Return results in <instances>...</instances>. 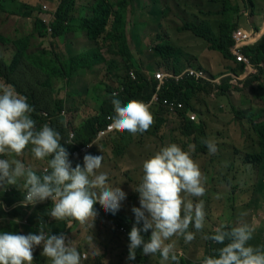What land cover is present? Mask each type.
<instances>
[{"label": "rangeland", "instance_id": "rangeland-1", "mask_svg": "<svg viewBox=\"0 0 264 264\" xmlns=\"http://www.w3.org/2000/svg\"><path fill=\"white\" fill-rule=\"evenodd\" d=\"M18 1L21 2V5L26 4L30 8L32 7V14L29 16L27 11L29 9L24 6V11L21 13L23 15L7 16L4 14L0 16V34L7 39V44H2L1 49L4 58L10 62L17 52L16 43L20 44L28 38L31 39L30 34L32 33V46H30L32 47L30 49L32 50V62L36 63L37 60L41 59L47 62L52 69H56L57 72L52 77L51 86L36 88L37 90L32 86L38 102L44 107L43 111L31 115V118L36 122L37 130L47 124L43 115L57 114L55 108L52 107L53 100H64V117L68 128L71 133L72 131L78 132L89 117L99 113L103 100H108L110 95L117 91V85L122 83L127 72L129 70L133 72V69L139 66L140 62H142L144 72L148 73V76L156 70L172 69L178 71L177 69L180 70L181 67L184 68L185 66L201 67L215 77L226 72L240 74L242 70L241 66L234 62L224 63L219 53L209 51L208 46L203 41L181 29L183 23L197 22L200 18L208 21L216 30L218 24L225 18L220 14L224 0H166L169 2V11L166 16H162L161 11H159L160 7H158L157 14L151 13V8L155 4L154 0H133L132 10L129 9L127 14L125 48L117 42L108 46L101 44L100 48L103 50L94 56L96 43L92 42L91 46L88 44L77 45L78 41L74 32L67 33L66 36L59 39H53L47 30L42 33V30L37 28L36 22L41 16L42 5L45 4L42 11L45 14H50V7L56 8L55 6L61 0ZM79 1L76 0L73 12L74 20L71 24L73 26L71 30L75 31L79 27L82 9L88 13V16L92 15L90 7L96 0H83L84 6L77 4ZM229 3L231 8L236 7L238 10L231 15L230 22H237V28L250 30L253 25H256L258 26L257 30H260L264 24L263 3L259 4L253 12L245 0H229ZM157 37L161 41L167 39L178 50L167 62L162 61L153 51L158 43ZM80 62H82L81 65H78ZM83 64L85 66L82 67ZM230 86L223 95H219V92L212 96L213 91L206 90V88L202 89V86L194 94L193 111L196 120L200 119L204 123L205 139L213 141L217 146L218 150L214 154L209 153L207 147H203L201 141L204 137H198L199 142L192 145L190 141H186L180 136L175 129L179 125V120H176L175 116L164 112L165 123L162 127H157L156 112L159 111L158 107L150 108L154 116V123L146 132L133 135L127 131L115 130L95 144L90 154L93 156L103 155L104 157L98 172H106L109 185L118 186L126 193V199L121 202V212L124 216L132 219L134 216L132 208L140 207L139 193L135 189L142 182L143 162L162 147L172 143L179 145L182 150L190 152L192 159L199 165L201 173L206 174V178L210 171L209 165L218 175L213 177L218 179V182L212 183L211 192L207 179L202 181L207 190L204 195L209 197L208 199L204 195L202 197H189L193 203H197L201 199L204 200L205 232H210L224 225L225 219L228 217L235 218L237 216V211L232 208L241 201L240 199H233L232 196L241 179H245L242 189L251 187L249 181L254 183L257 179L263 186L261 190L254 186V191L255 193L259 191V196H254L253 201L252 198L249 200L247 208L250 209H248L250 213L244 215L243 222L251 225L252 210H258L260 216L261 214L264 215V163L262 169L255 163L256 170L252 165L244 164L245 177L241 175L242 168L239 171L235 170L234 174L226 175L229 170L234 168H229L230 165L227 172V165L230 160H239L242 165V154L244 156L258 152V138L250 119L256 123L264 121V73L240 89H236L239 87L232 89ZM4 87L6 86L0 84V89ZM47 125L50 127L49 124ZM31 147L29 145L22 156L0 154V159H19L26 167H31L39 175L48 168L49 157L43 161L36 160L31 152ZM235 151H237L236 154ZM76 162L83 167V157L74 160L72 163ZM250 167L254 171L252 176L247 177L246 173ZM216 168L219 171H216ZM24 183V178L18 179L16 185L8 184L6 180L0 181V193L10 189L25 191ZM206 201L210 202L208 204V206L210 205V213L206 211ZM119 211L120 209L117 216L121 217ZM12 223L18 225V227H14L13 232L27 235L22 222L5 221L0 225V231L10 228ZM227 223L233 227L236 226L235 220ZM104 226L109 225L94 221L93 228L80 224L72 227L69 234L70 239L74 247H77L80 253H84L81 256V264H130L127 259L129 242L126 237L118 232H112ZM189 231L194 232L195 236H199L201 240L200 246H191L198 252L197 261H200L203 258L201 248L204 247V236L201 234L202 231H196L192 226H190ZM148 234L150 237L151 230L148 231ZM175 240H177L175 253L180 256L179 252L186 249V243L183 237H175ZM193 241L194 239L191 242ZM170 242L169 240L166 243ZM41 252L42 247L36 246L33 255L38 254L42 261L51 264L48 258L41 255ZM145 256L148 258L149 264L172 263L171 259L162 261L159 253Z\"/></svg>", "mask_w": 264, "mask_h": 264}, {"label": "clouds", "instance_id": "clouds-1", "mask_svg": "<svg viewBox=\"0 0 264 264\" xmlns=\"http://www.w3.org/2000/svg\"><path fill=\"white\" fill-rule=\"evenodd\" d=\"M114 113L110 127L130 134L144 133L154 123L150 105L138 100L123 103L117 93H112ZM32 106L27 98L19 95L11 87L0 89V154L22 156L31 145L36 160L47 157L48 169L40 176L31 167H26L19 159H0V181L16 185L24 178L23 205H35L51 199L53 207L50 216L56 220L71 218L80 225L93 228L98 215L94 205L99 203L106 212L115 214L126 199V193L118 186H110L108 174L98 172L102 166L103 155L85 154L83 167L75 168L69 160V153L62 146V137L45 124L40 130L31 118ZM74 136L65 141L72 144ZM209 153H216V144L208 139L201 141ZM142 182L135 189L139 193L140 207H133L135 215L129 238L128 260L136 259V250L142 246L143 255L159 253L162 261L179 264L175 253V241L166 243L172 237H183L185 243L195 238L189 231L190 226L202 231L205 224L204 201L197 203L189 197H202L206 189L199 165L192 159L190 152L172 143L162 147L143 162ZM246 213H241V216ZM91 221V223H89ZM143 222L142 228L138 227ZM22 224H24L22 222ZM46 225L41 222L39 234H17L0 231V264H34L33 251L42 246L41 255L51 264H81V254L71 241L65 243L66 236L50 235L45 232ZM217 228L214 235L204 239L220 244L228 243L218 249V257L207 256L201 264H264V250L248 245L254 228L246 222L225 230ZM151 230L150 238L145 241L141 232Z\"/></svg>", "mask_w": 264, "mask_h": 264}, {"label": "trees", "instance_id": "trees-1", "mask_svg": "<svg viewBox=\"0 0 264 264\" xmlns=\"http://www.w3.org/2000/svg\"><path fill=\"white\" fill-rule=\"evenodd\" d=\"M250 8L251 12L255 8H258L259 4L263 3L264 0H245ZM133 0H96L90 7V12L92 15L88 16V13H85V10L82 9L81 12V20L79 23L78 30L85 31L88 39L94 43H96V51L93 54L98 55L101 49L100 45L108 46L113 42L121 43L125 48L126 42V23L128 21L127 14L132 10ZM154 7L151 8V13H158V7H160L159 11H161L162 16H166L169 11V6L166 0H154ZM178 4L176 3V6ZM27 7L29 12V16L32 14V7L30 8L26 4H22L18 0H0V16L1 13L8 15H23L21 14L24 9L23 7ZM44 6V5H42ZM76 6V0H61L56 8H50L52 10L53 22L50 25L51 33L50 36L53 39H59L65 34L69 33L73 28L71 26L72 21L74 20V8ZM39 11V9H38ZM55 12V13H54ZM238 12L237 8H231L229 0H224L223 9L220 12L221 15L225 16L222 19V22L218 24L217 29L215 30L213 26L204 19L198 18L199 23L194 21L185 22L182 25V30L188 31L194 37L203 41L207 46L206 48L209 51L219 53L223 60L228 62H235L231 54V46L233 41L231 39V34L233 30L237 29V22H230V17L233 13ZM40 13L43 16L45 13L40 9ZM253 14V13H251ZM80 16V14H79ZM32 17V16H31ZM48 16L43 18H39L36 22L37 28L42 30L44 33L45 30L49 33V26L44 22ZM163 19V18H161ZM203 20V21H201ZM67 23V25H66ZM70 24V26H68ZM254 30L258 29V26L253 25ZM44 35V34H43ZM264 36V35H263ZM262 36V38H263ZM255 44L252 47H248L243 49V54L249 60L250 64L253 68L257 69V74L245 79L240 83V88L243 85H249L255 78H258L259 75L264 73V38ZM159 37H157L158 45H156L153 49L157 56L164 62H167L169 59L173 57V55L178 51L177 48L170 44L167 39H163L161 41ZM4 44H7V39L0 34V84L2 86L11 87L15 90L19 95L26 97L27 102L32 106L33 111L32 114H37L38 112L43 111L44 107L41 103L38 102L34 89L32 86L36 88H47L51 86L52 77L57 74L56 69H52L49 64L41 59L37 60L36 63L32 62V43L31 39L28 38L25 42L17 44V52L14 54V57L10 62H8L1 51ZM94 52V51H93ZM83 59V56H82ZM102 60V59H101ZM103 61V60H102ZM82 62L78 63L81 65ZM85 64L82 65V67ZM187 67V66H185ZM184 67V68H185ZM183 67L180 70L184 69ZM201 68V67H200ZM203 69V68H202ZM136 80L133 81L128 76V71L126 77L122 80V83L118 84V98L123 102L127 103L129 100H138L147 102L150 96V91L152 90V83L148 80V74L140 71L139 66H136L133 69ZM180 71L179 69H177ZM205 70V69H204ZM175 71V70H174ZM175 71V72H178ZM206 71V70H205ZM33 73V75H32ZM210 73V72H209ZM33 80V82H32ZM202 85L197 84L195 82H185L178 85H173L172 89L169 93L172 97L177 98L181 101L185 109L182 112H179L175 115V119L179 120V125L175 127L176 131L180 136H182L186 141H190L191 144H197L198 137L206 138V133L204 132V123L203 121L196 120V115L193 111V101L194 94L197 89H200ZM229 83L226 80L221 88V92L219 95H223L226 90L229 88ZM122 87V91L120 88ZM202 89L211 90L209 87L202 86ZM236 88V89H240ZM37 90V89H36ZM116 92V91H114ZM113 92V93H114ZM108 100H103L102 107L98 114L89 117L84 126L78 131H72L74 136L75 144H86L92 142L97 133L107 128L112 120L110 117L115 115L114 108L112 105V94L110 95ZM50 106V102H49ZM55 108L54 115L51 114L48 117L44 116V121L50 125L51 128L59 132L62 137L61 144L63 147L67 149V151H71L74 149V144H68L65 141L69 138L71 131L68 128V124L66 123V118L62 113L65 111V102L64 100H53V106ZM159 111L156 112L157 115V127H162L165 123L164 111L161 107H158ZM37 109V110H36ZM47 113V112H46ZM250 123L253 127L254 132L258 138V152L245 154L242 158L244 164L252 165L255 169V163L262 169V164L264 163V121L256 123L254 120L250 119ZM204 148H206L205 144H202ZM28 148V147H27ZM26 148V149H27ZM206 153L205 151H203ZM237 151H235V154ZM196 158V157H195ZM51 159V157H49ZM72 163V162H71ZM79 164L78 162L72 163V167ZM250 167V170L253 172L254 169ZM48 169V168H47ZM256 170V169H255ZM50 172L51 169H48ZM45 173V170L41 172L39 175L42 176ZM261 183H256L255 186L258 190L262 189ZM26 194L25 191H20L18 189H10L6 191H2L0 193V225H2L5 221H13V222H23L27 220V224H23L24 230L27 234H39V225L43 222L46 225L45 232L50 235H60L64 234L66 236V244L71 241L69 234L71 233V229L75 225H79L78 221L72 220L71 218L65 220H56L50 216V210L53 207V202L50 201L46 205H23L24 196ZM209 197H206L208 199ZM203 200V199H201ZM204 201V200H203ZM207 202L205 205H207ZM96 205H100L96 203L94 205L96 209ZM210 206V205H209ZM120 215L113 219V222H116L118 225L124 226L126 233L128 234L135 223V215L132 219H128L121 212L120 207ZM96 223V222H95ZM99 225V224H98ZM138 227L142 228V222ZM225 230H230L233 227L231 224L225 225ZM14 227H18L16 223H12L10 228L4 229L2 231H11L13 232ZM104 228H108L110 230L117 232L113 228L109 226H104ZM216 229L211 230L210 232H205V228H203L201 234L205 237L214 235ZM141 235L144 237L145 241H147L150 237L148 232H141ZM203 237H201L202 239ZM200 238L199 236H195L193 242L186 243V249L184 250L185 255L190 258L189 252L191 248L190 244H195ZM203 240V239H202ZM228 241L226 240L224 244L217 243L212 240H203V244L206 245V256H214L218 257V249L224 247ZM72 246H74L71 241ZM201 245V244H200ZM190 246V247H189ZM42 247V246H39ZM77 248V247H76ZM262 250H264V244L262 246ZM81 256L84 253H80ZM179 257V264H201V262L192 261L191 258L187 257ZM204 257V258H205ZM195 258V256H193ZM35 264H50L42 261L41 257L38 254L34 256ZM130 264H149L148 258L143 255L142 247L137 248L136 250V259L129 260ZM171 264H175L172 261Z\"/></svg>", "mask_w": 264, "mask_h": 264}, {"label": "built area", "instance_id": "built-area-1", "mask_svg": "<svg viewBox=\"0 0 264 264\" xmlns=\"http://www.w3.org/2000/svg\"><path fill=\"white\" fill-rule=\"evenodd\" d=\"M44 22L49 26L50 35V25L53 22L52 15H49L47 19L44 20ZM263 35L264 24L260 28V30H245L242 28L233 30L231 34L233 44L230 51L233 58L235 59L236 64H239L242 68L240 74L226 72L219 77H215L212 74H209L204 69L194 66H187L178 72H175L172 69L156 70L155 72L151 73L150 76H148V80L152 83V90L150 91V96L146 103L150 105V108L161 107L164 111L167 112L168 115H175L179 112H182L185 109V106L177 98L169 95L173 85H178L185 82H195L197 84H201L202 86L209 87L213 91L212 96L216 93L221 92V88L226 80L228 81L229 85L232 86H230V88H240L239 82L244 81L245 79L257 74L258 72L257 69L252 67L249 60L243 54V49L252 47L257 44L261 40ZM128 76L131 80H136V75L134 72L129 71ZM120 91H122V87L120 88ZM115 93L118 94V91H116ZM64 113L65 112H63L62 115L65 116ZM45 116L47 117L48 115ZM110 125L107 128L100 130L92 142L81 145L75 144L73 139L72 144H74L75 147L73 150L68 151L70 162L84 157L85 154H90L95 144L108 136L110 133L114 132L115 130L112 129ZM70 135L75 136L73 132ZM50 201L52 200L49 198L44 200L43 202H37L34 206L46 205ZM96 211L98 215L95 221L103 223V225L111 226L118 233L123 234L126 238H128V234L126 233L124 226L118 225L116 222H113V219L118 215V211L115 214L106 212L101 205H96ZM24 223L27 224V220H24Z\"/></svg>", "mask_w": 264, "mask_h": 264}, {"label": "crops", "instance_id": "crops-1", "mask_svg": "<svg viewBox=\"0 0 264 264\" xmlns=\"http://www.w3.org/2000/svg\"><path fill=\"white\" fill-rule=\"evenodd\" d=\"M83 0H80L79 2H77V4H79V5H81V6H84V4H83ZM43 5H45V4H43ZM42 8H43V6H42ZM51 8V7H50ZM49 12H50V14H46V16H49V15H51L52 14V11L51 10H49ZM4 15V13H1V16H3ZM40 15H41V13H40ZM45 16V14L42 16H39V18H43ZM70 32H74L76 35H75V37L77 38V41H78V43H77V45H79V44H88L89 46H91L92 45V41H90L89 39H88V36H87V34H86V32L85 31H82V30H77V31H75V30H70ZM69 32V33H70ZM31 35V39H32V33L30 34ZM64 36H66V35H64ZM128 38V37H127ZM158 45V44H157ZM156 46V45H155ZM153 51L155 52V50L153 49ZM224 63H228V61H225V60H222ZM139 69H141L140 71H142L143 73H145L144 72V67L142 66V62H140L139 63ZM145 74H148V73H145ZM196 159V158H195ZM241 162H242V165H241V163L239 162V160H230V162H229V164L227 165V172H228V167L229 168H232V167H234L233 169H231V170H229V172L226 174L227 176H229L230 174H234V172H235V170H238L239 171V169H243L244 167H243V165H244V162H243V160H241ZM225 164V163H224ZM227 164V163H226ZM234 165V166H233ZM209 168H210V171H209V173L207 174L208 176H207V178H206V174L203 172V174H202V177H203V179H207V181H208V183H209V188H210V192H211V186H212V183H215V182H218V179H214L213 177L216 175V177L218 176L217 175V173L215 172V171H213L212 170V167L209 165ZM214 169V168H213ZM241 169V170H242ZM45 170V169H44ZM240 170V171H241ZM216 171H219V169L218 168H216ZM214 172V173H213ZM224 172V171H223ZM216 173V174H215ZM241 175L243 176V177H245V169H243V171H242V173H241ZM246 175H247V177L248 176H252V171L251 170H248L247 171V173H246ZM244 180L245 179H241V181L239 182V185H238V187L236 188V191H235V193H234V195L232 196V198L233 199H235V200H239L240 199V201H241V203H237V204H235L234 205V207L232 208V209H234V210H236L237 211V216L235 217V218H227V219H225V223H224V225H228V223L227 222H231L232 220H235V223H236V226H238L241 222H243L244 221V219H245V217L244 216H241V213H246V214H249L250 213V211H248V209L249 208H247L248 207V205H249V200L252 198V201H253V198H254V196H259V191L258 192H256L255 193V191H254V186H255V184L256 183H260V180L259 179H257L254 183L253 182H250L249 181V183H251L250 185H251V187H248V188H245V189H242V187H244ZM222 181H223V177H222ZM207 193V190H206V192H205V194ZM255 195H254V194ZM245 195H247V196H245ZM205 197H207L206 195H204ZM208 204L209 203H207V205L205 206L206 207V211L207 212H209L210 213V206H208ZM250 210V209H249ZM252 214V216H251V226L255 229L254 230V232H253V234H252V238L248 241V245H250V246H252V247H259V248H261L262 249V246H263V244H264V215H262L261 214V216H260V213H259V211L258 210H255V211H253L252 210V212H251ZM217 230V229H216ZM127 240H128V238H126ZM171 242L172 241H175V244H176V241L177 240H175V237H172L171 238V240H170ZM128 242H129V240H128ZM130 243V242H129ZM200 244H201V240L199 239L198 241H196L195 242V244H190L191 246H196V245H198V246H200ZM203 246V245H202ZM190 247V246H189ZM201 251H203L202 252V254H203V258L206 256V245L204 244V247H202L201 248ZM197 251L196 250H194V249H190V252H189V256H190V258H191V260L192 261H196V262H201L202 261V259L200 260V261H197ZM179 255L180 256H182L183 258L184 257H187L186 255H185V252L183 251V252H179ZM193 256H195V258H193ZM187 258H189V257H187ZM189 258V259H190Z\"/></svg>", "mask_w": 264, "mask_h": 264}]
</instances>
